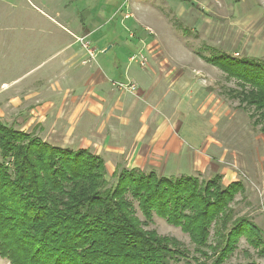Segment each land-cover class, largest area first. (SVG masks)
I'll return each instance as SVG.
<instances>
[{"label":"rangeland","instance_id":"374dc122","mask_svg":"<svg viewBox=\"0 0 264 264\" xmlns=\"http://www.w3.org/2000/svg\"><path fill=\"white\" fill-rule=\"evenodd\" d=\"M211 52L264 62V0H0V121L89 150L109 186L123 169L238 181L233 218L254 223L264 241V123L231 97L237 81L203 60ZM145 230L195 256L179 228L154 217ZM224 264L264 257L241 238Z\"/></svg>","mask_w":264,"mask_h":264},{"label":"trees","instance_id":"16d2710c","mask_svg":"<svg viewBox=\"0 0 264 264\" xmlns=\"http://www.w3.org/2000/svg\"><path fill=\"white\" fill-rule=\"evenodd\" d=\"M202 58L237 81L231 97L254 125L264 123V62L220 53ZM115 177L109 186L103 160L87 149L55 147L0 121V259L179 264L191 257L194 264H224L241 238L264 257L261 229L233 218L240 182L223 186L219 175L204 181L136 169ZM154 217L186 234L195 256L176 239L145 230Z\"/></svg>","mask_w":264,"mask_h":264},{"label":"crops","instance_id":"0c3cea01","mask_svg":"<svg viewBox=\"0 0 264 264\" xmlns=\"http://www.w3.org/2000/svg\"><path fill=\"white\" fill-rule=\"evenodd\" d=\"M46 18L52 23V22H54V23H56L51 17H49V16H46ZM60 28H62V29H64L65 31H67L68 33H69V35H71L72 37H75V38H79V37H85V36H87L88 34L85 32V33H83V35H81V36H78V35H75L72 31H70L68 28H66V26L65 25H60L59 26ZM81 28H82V26H80ZM83 29V28H82ZM84 30V29H83ZM75 42H77V40L75 39ZM79 52L80 51H75V52H70L67 56H65L64 57V60H63V62L64 63H66L67 61H72V60H75V58L76 57H80V55H79ZM72 54V55H71ZM70 55V56H69ZM101 84H102V80H101ZM152 88H150V92H153V90H151ZM152 94V93H151ZM161 136H163V137H165V139L167 140H169L170 139V137H171V134H169L167 137H166V135L167 134H165V131H163V130H158L157 131ZM164 140V139H163ZM179 139H177V138H175V139H173V145H172V147L175 145H179L178 143H179ZM168 147V149H170L171 148V144L169 145V146H167Z\"/></svg>","mask_w":264,"mask_h":264},{"label":"built area","instance_id":"2783aa9c","mask_svg":"<svg viewBox=\"0 0 264 264\" xmlns=\"http://www.w3.org/2000/svg\"><path fill=\"white\" fill-rule=\"evenodd\" d=\"M135 56H133L132 58H130V61H135ZM143 66V63H141V67ZM118 87H120V88H124V89H126V90H134L135 89V87L134 86H131V85H127V86H125V85H119Z\"/></svg>","mask_w":264,"mask_h":264}]
</instances>
